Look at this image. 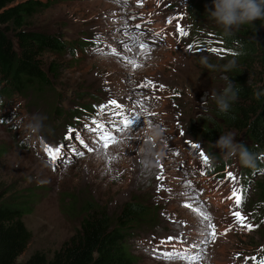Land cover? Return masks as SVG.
<instances>
[{
  "label": "rangeland",
  "instance_id": "1",
  "mask_svg": "<svg viewBox=\"0 0 264 264\" xmlns=\"http://www.w3.org/2000/svg\"><path fill=\"white\" fill-rule=\"evenodd\" d=\"M37 1L44 7L29 17L26 28L58 37L66 49L63 53L45 49L39 54L47 78L44 87L32 86L26 94L0 102V192L3 198L21 197L26 203L21 221L30 235L16 262L35 252L49 257L89 214L104 213L113 219L125 204H136L146 217L138 225L132 223L128 232V251L135 264H195V250L189 247L185 254L191 258L184 260L177 258L176 245H171L170 260L151 257L146 251L147 244L181 233L189 243L199 240L205 213L185 182L188 171L184 167L190 160L192 166L203 167L227 195L217 204L214 219L216 213H224L221 219L236 220L233 211H240L245 222L254 225L248 233L240 230L208 244L206 249L212 248L199 264H238L256 251H262L257 262L264 259V204L257 200L254 187L264 178V170L243 175L238 157H226L214 146L227 133L237 143L248 144L242 133L216 118L218 99L230 100L229 75L237 64L221 49L223 40L217 34L233 35L238 28L225 32L216 23L210 13L214 0H157L153 7L150 1L138 5L134 0ZM129 31L138 41L147 42L151 51L137 47L125 35ZM100 44L110 45L113 52H100ZM49 65L55 72L47 71ZM140 80L164 85L173 94L152 102L154 92L141 87ZM112 99L140 111L143 118L133 125L135 132L118 134L119 143L107 150L95 147L92 153L84 150V157L74 156L66 149L67 144H74L73 133L71 140L65 138L69 129L83 135L85 116ZM137 101L143 102L142 107ZM36 116L43 118L39 134L26 127ZM149 120L169 129L164 127L163 139L154 143L157 166L146 169L140 153L147 144ZM83 139L93 147V135ZM60 145H65L64 158L54 164L45 148ZM201 151L209 157L207 164ZM161 166L163 179L158 180ZM229 172L239 177L244 193L239 209L234 200L226 199L233 187L227 179ZM188 203L192 207L184 206Z\"/></svg>",
  "mask_w": 264,
  "mask_h": 264
},
{
  "label": "trees",
  "instance_id": "2",
  "mask_svg": "<svg viewBox=\"0 0 264 264\" xmlns=\"http://www.w3.org/2000/svg\"><path fill=\"white\" fill-rule=\"evenodd\" d=\"M0 0V102L11 95H24L32 86L44 87L47 78L39 54L46 50L65 52V44L26 28L28 19L39 8L37 0ZM223 51L237 61L227 111L216 110V118L227 128L242 133L245 145L256 157L255 167L242 168V174L264 170V19L246 23L230 34L220 33ZM14 41H11L10 38ZM55 68L48 66L51 74ZM241 165V164H240ZM256 198L264 204V178L255 183ZM0 192V264H135L130 255L128 232L145 218L144 209L125 204L109 219L104 213L85 216L76 230L49 257L35 252L16 262L30 239L21 217L25 204L21 197L3 198Z\"/></svg>",
  "mask_w": 264,
  "mask_h": 264
},
{
  "label": "snow or ice",
  "instance_id": "3",
  "mask_svg": "<svg viewBox=\"0 0 264 264\" xmlns=\"http://www.w3.org/2000/svg\"><path fill=\"white\" fill-rule=\"evenodd\" d=\"M135 19V17H132ZM171 22V21H170ZM125 26L127 27V21H125ZM141 25L137 24L135 25L136 29H139ZM182 34L186 35V33ZM125 35H128L130 39L136 44L137 47H139L141 50H148L151 51V48L147 42L138 41L137 38L134 35H131V31L126 32ZM143 35V33H141ZM159 35V34H157ZM212 52H217L218 49L212 48L210 49ZM131 51V49H129ZM116 54V53H114ZM139 55V53H137ZM147 54H145V59H147ZM128 59V58H125ZM131 62V61H129ZM146 85H141V87H145ZM161 87H163L161 85ZM137 103L142 104V101H137ZM98 115L101 117H104V119H92L90 125H85L86 130L91 131L95 134V140L93 143H96L100 145V147L103 150H107L111 145H115L119 143L118 134L123 132H128L132 136L131 133H134V127L136 121H139L141 118H143L140 114V111L134 110V107L132 108H126L124 105L119 103L116 99H112L108 101L105 105H101L99 107ZM154 115V113H153ZM72 133H75V139L79 142V144L82 146L83 149H86L88 153H92L95 151V149L87 143L81 136V134L78 132V130L75 129H69V134L66 135V139L71 140ZM65 145H60L57 147H51L46 146L45 151L46 154L49 156L50 160L55 164L58 160L63 159V149ZM193 147L199 148L200 145H193ZM74 156L77 157H84L85 151H76V149L71 150ZM199 155L201 156L203 162L205 164L208 163L209 157L204 153L200 152ZM264 159V157H262ZM157 179H163V167L161 166V174L157 176ZM227 179L230 180L233 184V187L231 189L230 195L226 198L229 200H234L236 208L239 209L242 201L244 199V193L242 192V189L238 186L239 185V177L235 175L232 172H229L227 174ZM188 185H191V181L187 182ZM159 190V188H158ZM183 194V193H182ZM194 200H198V197H193ZM186 207H192L191 203L185 204ZM233 215L236 218V222L242 227L246 228L248 231L253 230L254 225L250 223H246V217L241 214L240 211H233ZM210 217L207 214H202V221H201V229L198 230V237L199 240L192 241L188 247L190 249L195 250V256L193 259L195 260V264H199V261L203 259V254L206 252L207 245L209 243H214L217 237L216 232V226L214 224L208 223L205 224L204 221H209ZM231 228L226 229L224 233H221V235L226 234L228 231H230ZM172 241H177L180 243H187V237L184 235V233L180 234V237H173L169 236L167 238V241H161V243H171ZM154 252H158V249H153ZM166 259H172L173 252H165V253H159ZM177 258L180 260H184L188 258L187 255H179L177 254ZM251 259L254 262H257L256 257L251 258H245L246 264L247 260ZM257 264H264V259H261L257 262Z\"/></svg>",
  "mask_w": 264,
  "mask_h": 264
},
{
  "label": "clouds",
  "instance_id": "4",
  "mask_svg": "<svg viewBox=\"0 0 264 264\" xmlns=\"http://www.w3.org/2000/svg\"><path fill=\"white\" fill-rule=\"evenodd\" d=\"M210 13H211V16L214 18V20L216 21V23L224 28L225 32H230L234 27L238 28L239 26L244 25L246 23H253L254 21L258 19H264V0H214L213 9L210 10ZM204 63L207 64V61L205 60ZM208 66L211 67V65H208ZM145 83L146 81H143V80L139 81L140 86L142 84L146 85ZM150 84H154L155 87H158L159 84L152 83V81H150L145 87H143L147 91L154 92V95L152 96V98H150L152 99L151 100L152 102L154 101L162 102L163 96H165L164 97L165 99H168L173 94V91H170V94H167L170 90L169 88H168L169 90L166 89L168 92H165V94H162L158 90L155 91L154 89H151L149 87ZM160 86L158 87V89L160 88ZM230 89H231V85H229V90ZM108 101L109 100H107V102ZM217 103L221 111H227L229 104L225 97L223 96L220 97ZM84 113L88 114V112H84ZM93 115L94 114L86 115L83 122L85 121L87 117H90ZM26 127L31 133L39 134L44 128L43 118L39 116L34 117L32 121L28 123ZM164 127H166L165 128L166 130L169 129L167 125H161L160 123H153L150 120L146 126L145 131L147 134L146 135L147 144H145L142 147L143 150L140 153L142 157V160H141L142 166L146 169H151L157 166L158 154L153 151V147H154L155 141L163 139L164 133H165ZM81 132L83 133V135H81L82 138H84L86 135H91V136L93 135L92 133L86 131L85 129L81 130ZM72 135H75V134L73 133ZM169 137L171 139L174 138L175 137L174 132L171 133ZM75 140L76 139L74 136V144H76ZM94 140H95V136H94L93 142ZM214 146L218 148L219 150H221L225 154L226 157H238L241 166L247 167V168L255 167L256 157L251 152L248 151L247 147L243 143H237L232 133L221 135L219 140L216 142ZM93 147H96V143H93ZM170 147L171 149H174L175 146H170ZM80 149L82 150L81 146L78 148V151ZM83 150L86 151V149H83ZM113 159H115V156H113ZM155 243H159V242H154L151 244L149 243L146 246L149 247Z\"/></svg>",
  "mask_w": 264,
  "mask_h": 264
},
{
  "label": "bare ground",
  "instance_id": "5",
  "mask_svg": "<svg viewBox=\"0 0 264 264\" xmlns=\"http://www.w3.org/2000/svg\"><path fill=\"white\" fill-rule=\"evenodd\" d=\"M202 261H204V260H202ZM215 264H218V263H215ZM237 264V263H236Z\"/></svg>",
  "mask_w": 264,
  "mask_h": 264
},
{
  "label": "water",
  "instance_id": "6",
  "mask_svg": "<svg viewBox=\"0 0 264 264\" xmlns=\"http://www.w3.org/2000/svg\"><path fill=\"white\" fill-rule=\"evenodd\" d=\"M166 128V127H165Z\"/></svg>",
  "mask_w": 264,
  "mask_h": 264
}]
</instances>
